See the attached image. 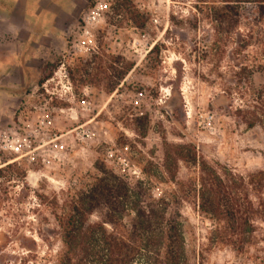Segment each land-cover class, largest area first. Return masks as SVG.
Segmentation results:
<instances>
[{"label":"rangeland","instance_id":"obj_1","mask_svg":"<svg viewBox=\"0 0 264 264\" xmlns=\"http://www.w3.org/2000/svg\"><path fill=\"white\" fill-rule=\"evenodd\" d=\"M61 1L73 9L65 18L59 14ZM99 1L0 0L1 11L14 10L6 15L10 30L25 41L31 29L22 27V13L32 2L58 31L57 39L38 37L41 57L47 45L55 46L40 78L52 72L51 77L64 61L79 98L84 86L92 88L90 111L78 112V118L74 108L53 112V135L83 124L96 132L84 144L68 133L55 141L57 148L51 143L50 150H38L32 162L0 152V264H60L67 220L94 223L107 217L105 208L90 214L73 210L105 176L101 170L141 181L152 198L173 205L190 264H264V216L240 228L229 215L219 222L201 210L199 192L212 170L232 173L254 180L240 200L264 209V124L247 123L248 105L264 87V10L234 0H105L96 51H73L82 16ZM6 41L0 48L15 56L14 38ZM44 81L25 87L30 97L18 109L22 122L36 123ZM108 151L127 157L141 175L114 170ZM133 216L126 213L125 227ZM234 232L249 234L250 243L238 249L214 239Z\"/></svg>","mask_w":264,"mask_h":264},{"label":"trees","instance_id":"obj_2","mask_svg":"<svg viewBox=\"0 0 264 264\" xmlns=\"http://www.w3.org/2000/svg\"><path fill=\"white\" fill-rule=\"evenodd\" d=\"M229 1V0H225ZM239 4L258 5L264 10V0H234ZM48 73L40 82L49 77ZM254 103L248 105V127L258 122L264 124V87L259 91ZM105 176L89 194L82 197L80 206L89 214L96 209H106L105 219L89 223L86 219L70 217L66 222L63 241L66 250L61 255L60 264H190L183 224L173 205L162 197L152 198L141 181ZM209 180L203 176L200 192V208L212 218L222 220L229 215L237 228L251 224L254 218L264 216V209L245 205L240 194L247 191L253 179L217 172ZM204 173V172H203ZM206 173V172H205ZM207 175H209L207 173ZM127 212H133L125 227ZM111 229L108 228V225ZM234 226V225H233ZM251 236L244 232L229 235H215L216 242H230L238 249L250 243Z\"/></svg>","mask_w":264,"mask_h":264},{"label":"built area","instance_id":"obj_3","mask_svg":"<svg viewBox=\"0 0 264 264\" xmlns=\"http://www.w3.org/2000/svg\"><path fill=\"white\" fill-rule=\"evenodd\" d=\"M108 3L105 0L96 2L83 16L81 20L80 35L71 40L70 47L73 51L80 52L85 55L94 53L97 49V40L95 35L96 28L100 27L105 22ZM44 95V103L39 106L41 113L36 120V123L29 121L18 122L8 125V127L0 132V152H8L14 156V160L26 158L29 162L36 159L37 151L50 150L46 147L54 143L52 147L57 148L55 141L61 139L68 133H76L77 138L81 143H86L88 139L96 136L95 131H90L84 125L70 130L68 133L51 131L53 112L63 114L74 108L78 118V112L85 114L91 110L93 100L91 97L92 88L86 85L81 90V98L77 96L74 90V85L71 81L66 63L60 62L59 67L54 74L47 78L39 88ZM66 102L67 107H56L54 104ZM74 104V106H73ZM22 122V123H21ZM53 149V151L56 150ZM109 162L114 165V170L125 176L139 177L142 169L130 162V160L114 151H108ZM42 160L46 158L42 156Z\"/></svg>","mask_w":264,"mask_h":264},{"label":"crops","instance_id":"obj_4","mask_svg":"<svg viewBox=\"0 0 264 264\" xmlns=\"http://www.w3.org/2000/svg\"><path fill=\"white\" fill-rule=\"evenodd\" d=\"M33 3L34 2L30 5L32 7L27 8L26 11L22 13L23 17L21 19V23L23 24L22 27H27L28 25L31 29L28 38V40L30 39L29 41L22 39L18 30H10L8 26L6 18L7 16H11L10 14H14V10H10L9 12L0 10V26L3 25V27H0L3 28V30H0V42L2 43L5 39L6 45V40L11 35L17 45L15 56L9 54L10 50L8 47L1 46L0 48V132L4 131L8 125L16 121V115H19L18 119L23 118L20 116V114H23V111L21 112V110L18 109L20 103L30 97L25 87L27 85L33 86L38 84L40 79H42L40 78L44 71L42 68L52 60V55L55 53V46L47 45L46 50H44V56H40L39 35L42 38L53 36V38L57 39L56 32L58 31H53L54 25L44 20L42 14L35 10V4ZM59 8V14H61L62 18H65L73 10L71 6L65 5L63 1H61ZM59 37L62 38L61 36ZM57 45H59L58 51L62 52L64 50L62 40L61 44ZM33 48H35V51ZM36 50L38 53H36ZM37 79L39 80L36 83ZM33 118H35V116Z\"/></svg>","mask_w":264,"mask_h":264}]
</instances>
